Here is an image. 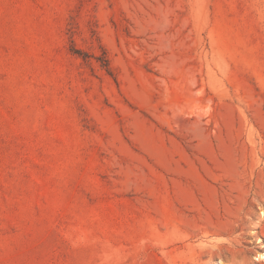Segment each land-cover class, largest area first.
Returning <instances> with one entry per match:
<instances>
[{"label": "rangeland", "instance_id": "1", "mask_svg": "<svg viewBox=\"0 0 264 264\" xmlns=\"http://www.w3.org/2000/svg\"><path fill=\"white\" fill-rule=\"evenodd\" d=\"M264 0H0V264H264Z\"/></svg>", "mask_w": 264, "mask_h": 264}, {"label": "bare ground", "instance_id": "2", "mask_svg": "<svg viewBox=\"0 0 264 264\" xmlns=\"http://www.w3.org/2000/svg\"><path fill=\"white\" fill-rule=\"evenodd\" d=\"M260 216H261L262 218H264V209L260 211ZM255 259L258 260V261H262V260H264V251L259 252V253L256 255Z\"/></svg>", "mask_w": 264, "mask_h": 264}]
</instances>
